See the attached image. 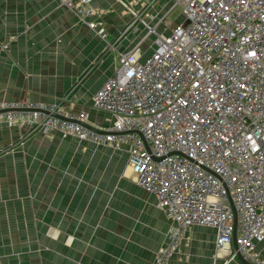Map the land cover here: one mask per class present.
I'll return each mask as SVG.
<instances>
[{
  "label": "crops",
  "instance_id": "0c3cea01",
  "mask_svg": "<svg viewBox=\"0 0 264 264\" xmlns=\"http://www.w3.org/2000/svg\"><path fill=\"white\" fill-rule=\"evenodd\" d=\"M177 1L89 0L92 29L59 0H0V101L56 105L111 128L93 95L121 55H151ZM130 149L1 123L0 264H155L174 222L137 184ZM256 250L264 258V242ZM238 255L217 247L216 229L194 225L168 264L248 263Z\"/></svg>",
  "mask_w": 264,
  "mask_h": 264
},
{
  "label": "built area",
  "instance_id": "2783aa9c",
  "mask_svg": "<svg viewBox=\"0 0 264 264\" xmlns=\"http://www.w3.org/2000/svg\"><path fill=\"white\" fill-rule=\"evenodd\" d=\"M96 28L89 0H59ZM182 21L145 60L123 54L93 95L109 129L56 105L0 101V124L58 130L95 144L131 143L137 184L174 222L155 264H168L185 231H217V247L264 264V0H178ZM150 31L149 33H151ZM99 33L104 38L103 31ZM148 33V34H149Z\"/></svg>",
  "mask_w": 264,
  "mask_h": 264
},
{
  "label": "rangeland",
  "instance_id": "374dc122",
  "mask_svg": "<svg viewBox=\"0 0 264 264\" xmlns=\"http://www.w3.org/2000/svg\"><path fill=\"white\" fill-rule=\"evenodd\" d=\"M176 8L177 9L174 11V13L171 15V17L169 19L171 21H174V23H175L174 26L182 21V18L179 21H177L180 17L181 12H182V8L180 6H177ZM129 166H130V163H129Z\"/></svg>",
  "mask_w": 264,
  "mask_h": 264
},
{
  "label": "water",
  "instance_id": "95a60500",
  "mask_svg": "<svg viewBox=\"0 0 264 264\" xmlns=\"http://www.w3.org/2000/svg\"><path fill=\"white\" fill-rule=\"evenodd\" d=\"M234 246L236 247L235 243H234ZM238 258H239L241 261L247 263L241 255H238ZM247 264H249V263H247Z\"/></svg>",
  "mask_w": 264,
  "mask_h": 264
},
{
  "label": "clouds",
  "instance_id": "9594fccd",
  "mask_svg": "<svg viewBox=\"0 0 264 264\" xmlns=\"http://www.w3.org/2000/svg\"><path fill=\"white\" fill-rule=\"evenodd\" d=\"M182 16V15H181ZM237 248V247H236Z\"/></svg>",
  "mask_w": 264,
  "mask_h": 264
}]
</instances>
